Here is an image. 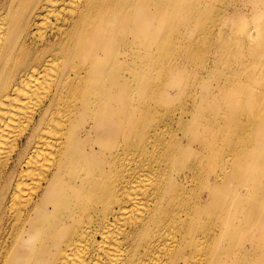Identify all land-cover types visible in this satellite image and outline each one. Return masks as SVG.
<instances>
[{"label": "bare ground", "instance_id": "bare-ground-1", "mask_svg": "<svg viewBox=\"0 0 264 264\" xmlns=\"http://www.w3.org/2000/svg\"><path fill=\"white\" fill-rule=\"evenodd\" d=\"M198 8L0 0V264H264V64L194 94Z\"/></svg>", "mask_w": 264, "mask_h": 264}, {"label": "rangeland", "instance_id": "rangeland-1", "mask_svg": "<svg viewBox=\"0 0 264 264\" xmlns=\"http://www.w3.org/2000/svg\"><path fill=\"white\" fill-rule=\"evenodd\" d=\"M196 1L199 5L197 17H201L197 21V26L189 20L183 24L174 21L173 32L171 33L173 35L170 39L176 42L178 49L187 48V42L190 40L191 46L198 51L193 65L195 70L200 69L197 65L208 62L206 71L200 69L197 80L199 82L196 81L199 85L196 86L197 90L194 94L207 98L212 93L213 85L214 88H217V97L220 95V89L229 91L232 89L231 91H233V89L238 88L240 77L252 65L264 64L263 57L258 63V60L251 59L249 55H241L253 41L248 36V31H255L257 35L256 45L259 44L257 41H259L258 36L261 27L257 18L258 6L254 7L253 5V1L259 0ZM176 30L180 31L179 35L175 34ZM116 34H118V29H116ZM254 49L256 51L257 48ZM184 54L186 55V50L185 53L183 50L181 51V55L184 56ZM129 55L130 53L127 52L125 57ZM216 72H220V78L215 81ZM169 78L170 76L166 71H163V68L159 72H155V84L166 83ZM226 78H229V83H232H226ZM257 104H263V99L257 100ZM213 115L215 114L213 113Z\"/></svg>", "mask_w": 264, "mask_h": 264}]
</instances>
